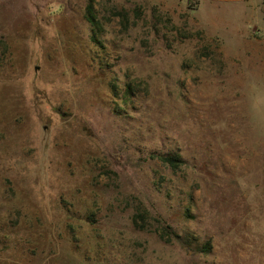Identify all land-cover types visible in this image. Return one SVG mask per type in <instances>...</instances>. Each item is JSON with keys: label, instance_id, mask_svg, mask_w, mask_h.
Returning <instances> with one entry per match:
<instances>
[{"label": "rangeland", "instance_id": "1", "mask_svg": "<svg viewBox=\"0 0 264 264\" xmlns=\"http://www.w3.org/2000/svg\"><path fill=\"white\" fill-rule=\"evenodd\" d=\"M0 264H264V0H0Z\"/></svg>", "mask_w": 264, "mask_h": 264}, {"label": "trees", "instance_id": "2", "mask_svg": "<svg viewBox=\"0 0 264 264\" xmlns=\"http://www.w3.org/2000/svg\"><path fill=\"white\" fill-rule=\"evenodd\" d=\"M164 160L168 161V162H174V160L176 159L174 156H163ZM177 236H180V234L175 233Z\"/></svg>", "mask_w": 264, "mask_h": 264}]
</instances>
